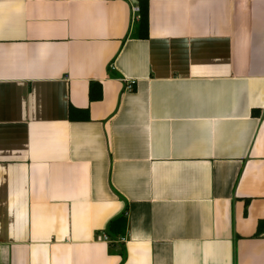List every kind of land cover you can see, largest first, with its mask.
Masks as SVG:
<instances>
[{"label": "crops", "instance_id": "0c3cea01", "mask_svg": "<svg viewBox=\"0 0 264 264\" xmlns=\"http://www.w3.org/2000/svg\"><path fill=\"white\" fill-rule=\"evenodd\" d=\"M0 264H264V0H0Z\"/></svg>", "mask_w": 264, "mask_h": 264}, {"label": "trees", "instance_id": "16d2710c", "mask_svg": "<svg viewBox=\"0 0 264 264\" xmlns=\"http://www.w3.org/2000/svg\"><path fill=\"white\" fill-rule=\"evenodd\" d=\"M139 10V18H138V31H139V34L140 36H145V32H146V29H147V10L146 9H143L139 6L138 8ZM101 91H100V87L99 85H90L89 87V99L91 101H97L101 98ZM78 115V116H77ZM70 118H86V111H81V110H71L70 114H69ZM118 220H122L123 223H121V221H113L112 222V225H110L109 227V230H110V234H121L123 231H124V227H125V219L124 218H121V219H118ZM118 223H121L118 225ZM114 226V229L112 231V228Z\"/></svg>", "mask_w": 264, "mask_h": 264}, {"label": "built area", "instance_id": "2783aa9c", "mask_svg": "<svg viewBox=\"0 0 264 264\" xmlns=\"http://www.w3.org/2000/svg\"><path fill=\"white\" fill-rule=\"evenodd\" d=\"M133 10V21L135 20V18L137 17V15L139 14V10L138 7L135 5V7L132 9ZM132 82H127L126 87L128 90L132 89ZM105 240H107V238L105 237Z\"/></svg>", "mask_w": 264, "mask_h": 264}]
</instances>
